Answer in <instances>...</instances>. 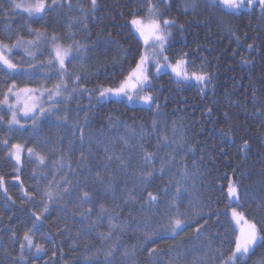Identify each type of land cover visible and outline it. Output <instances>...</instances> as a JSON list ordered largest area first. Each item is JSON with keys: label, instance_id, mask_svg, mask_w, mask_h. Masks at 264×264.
<instances>
[{"label": "trees", "instance_id": "1", "mask_svg": "<svg viewBox=\"0 0 264 264\" xmlns=\"http://www.w3.org/2000/svg\"><path fill=\"white\" fill-rule=\"evenodd\" d=\"M151 2L161 21L177 25L164 52L167 63L185 59L189 74L206 72L210 80L206 87L195 79L178 83L170 67L155 75L153 66L154 100L144 106L97 96L118 87L135 67L145 46L129 21L133 14L146 15L149 0H97L95 10L91 0H57V7L40 17L0 0V42L11 47L21 37L33 40L39 29L48 38L42 41L43 55L53 60V34L65 48L76 42L84 46L79 53L73 47V58L65 63L68 96L52 104L59 111L40 120L38 135L32 133V120L22 123L21 117L25 127L10 130L11 113L0 105V264H103L113 246L111 264H220L234 247L230 207L264 227V14L259 4L228 13L206 7L205 0H194L195 10L185 9L186 0ZM12 58L30 63L19 51H11ZM59 81L54 71L13 75L0 66V99L13 83L43 90ZM244 141L248 147L242 151ZM17 143L24 152L32 148L45 156V163L26 152L16 172L7 154ZM144 153L154 155L147 166ZM149 171L151 176L142 175ZM230 180L239 186V203L227 197ZM149 192L159 197L152 206L145 204ZM41 213L35 230L33 220ZM177 213L186 214L180 216L186 226L173 234L166 225ZM110 217L116 225L111 229ZM109 231L110 237L102 235ZM25 232L43 252L29 249ZM146 233L152 234L146 239ZM134 246V254L125 257ZM149 249L157 254L150 256ZM261 253L264 246L248 264Z\"/></svg>", "mask_w": 264, "mask_h": 264}, {"label": "snow or ice", "instance_id": "2", "mask_svg": "<svg viewBox=\"0 0 264 264\" xmlns=\"http://www.w3.org/2000/svg\"><path fill=\"white\" fill-rule=\"evenodd\" d=\"M159 3L166 4L168 0H158ZM259 4L260 11L264 14V0H205V6L211 8H219L221 11H227L228 13H233L239 11L240 9L247 8L251 10L255 7L256 4ZM92 9L95 10L97 7V0H91ZM10 6L12 9H22L29 17H40L44 12L51 10L52 8L57 7V0H52L51 4H48L46 0H35L32 2H23V0H10ZM185 9L192 8L195 10L197 4L194 2L188 3L187 0L184 3ZM161 12L157 5L153 4L151 0L147 5V13L145 16H139L133 14L132 19L129 21L132 29H134L135 33L138 34L139 39L143 41L144 50L140 52L139 59L136 61L135 67L129 72L128 76L124 78L116 88H104L99 92L97 97L98 100L105 99L111 96H127L129 101L138 99L142 101L144 104H151L154 100L153 94L149 91L144 95H140V93L144 92L145 89H151L152 87V67H155V75L160 74L165 68L170 67L172 73L175 74L178 83H183L185 81L195 79L197 84L202 86H207L210 75L206 72L197 73L192 72L189 74L187 71V61L185 59H177L175 64H168V57L164 55L166 50L167 43L172 36L171 29L177 27L176 23L172 19H164L160 20ZM180 30H183V25H179ZM6 30L8 26H6ZM235 35V33H233ZM59 37L55 34L52 35L51 41L53 44V52H54V60H49L48 65L51 67L55 64H58L59 67L57 69V73L60 76V81L55 85L53 89H33V88H17L16 84L13 83L7 87V90L3 93V98L0 99V105L6 106L7 109L11 113L10 119H8L7 123L9 129L11 130L14 126H19V128H24L25 126L20 123V117L23 116L25 118H29L32 120V133L34 135L39 134V124L40 120L48 115H51L55 112H58L59 109L54 107L51 104V101L54 98L61 97L65 91H67V81L66 74L67 68L65 67V63L67 60L73 58L72 57V49L73 47L76 49L77 53H79L83 49V45H80L78 42L74 43V45L69 48L63 47L61 44L57 43ZM237 40L240 38L237 36ZM48 38L45 36L43 32L39 29L35 30V39L25 41L22 37L18 38L15 43L10 47L8 44L0 42V66H2L3 70L7 71L13 75H28L32 76L35 74V68L37 65H29L28 69H21L18 67L16 63H13L11 59H9V55L13 48L24 47L25 51L29 56H33L34 53L31 51L32 48H36L39 44L43 42H47ZM251 49L253 46L251 44L248 45ZM186 55V54H185ZM31 69V71H29ZM81 79L80 76L75 77V81L78 83ZM78 90L87 91V89H79L74 88L72 92H76ZM203 91V88H201ZM39 92V95L36 93ZM134 93V94H130ZM44 95L48 96L49 106L45 108L43 106L42 98ZM71 95V93H70ZM10 97H14V102H10ZM23 104V107H21ZM159 107V105H157ZM211 111V109H209ZM257 111H260L259 109ZM3 119V117H0ZM67 119V117H57V120ZM155 125V122H154ZM163 140H166L167 137H162ZM2 143L7 146L9 141L4 139ZM25 146L22 144H12L11 148L8 151V156L15 160L19 165L21 162V154L22 150ZM248 147V141H244L241 147V150H245ZM28 155L35 156L37 161L43 165L45 163V156L41 155L38 152H35L34 149L28 148ZM146 166L151 164L154 159V155L152 153H144L143 157ZM163 171V168H161ZM144 177H148L152 175V171L142 174ZM18 179V177H16ZM4 181L3 178L0 177V187H3ZM52 184V181H49V185ZM68 189L65 188V192ZM180 189L177 188V192L173 197V200L179 197ZM26 195H29L26 193ZM47 195L49 199H52L53 193L51 188L47 191ZM89 193L84 192L83 198H88ZM227 197L230 202L239 203L240 195H239V186L233 181H229L227 187ZM159 202V197L153 195L151 192L148 193L147 199L145 200V204L148 206H152ZM47 211V205L43 210ZM90 211V210H89ZM106 211L103 206H101V213ZM181 215L177 213L175 217H169L168 223L166 225L167 229H169L173 234H178L183 228L186 226L185 221L180 218ZM41 214H36L35 219L33 220V229L39 230V226L42 223ZM232 218L236 221L237 225H242L239 228V232L235 235L234 239V247L227 257L220 261V264H248V259L255 253L256 248L264 246V227L258 226L257 222H252L245 219L244 214L237 211L236 208L232 209ZM109 227H116L115 224L112 223L111 217L109 220ZM31 231V230H30ZM155 230H153L154 232ZM201 228L198 226L195 230L196 234L199 235ZM152 233H146V239ZM103 236L110 237L111 231L108 233L102 234ZM24 240L27 242L29 249L35 247V252L40 253L43 252V246L39 243H35L32 236L29 232L24 233ZM24 244H21V248L23 249ZM115 246L108 249L105 252V259L103 264H111V257L114 255ZM135 246L133 247V251L129 252L127 249L123 253L125 257L134 254ZM149 255L154 256L157 254L156 249H149ZM211 251V250H209ZM55 255V253L53 254ZM222 255V253H221ZM21 259H24L21 256ZM253 264H264V253H261V256L258 260L254 261Z\"/></svg>", "mask_w": 264, "mask_h": 264}, {"label": "rangeland", "instance_id": "3", "mask_svg": "<svg viewBox=\"0 0 264 264\" xmlns=\"http://www.w3.org/2000/svg\"><path fill=\"white\" fill-rule=\"evenodd\" d=\"M23 2H25V3H27V2H30V1H28V0H23ZM20 10H22V9H20ZM23 11V10H22ZM67 48H69V47H67ZM49 49H50V53H51V45L49 46ZM13 50L14 51H19L20 52V54H21V56H22V59L23 60H25L26 62H28V61H30V63H23V62H21L19 59H18V61H16V60H14L13 58L11 59L12 60V62L13 63H16L17 65H18V67H20L21 69H28L29 68V65H37V67L35 68V72H42V73H49V72H52V71H54V72H57V69H58V67H59V65L58 64H55V65H53V66H49L48 65V61L49 60H53L52 59V56L51 57H47V58H45V56L43 55L44 54V51H45V44L43 43V42H41L40 44H39V46L38 47H36V48H32L31 49V51L34 53V55L33 56H29L28 54H27V52L25 51V48L24 47H20V48H13ZM12 50V51H13ZM7 55H9L8 53H6ZM52 54V53H51ZM72 55H74V50H72ZM43 58V59H42ZM51 58V59H50ZM55 58V57H54ZM29 71H31V69H29ZM68 77H69V73L67 72V74H66V81H67V83H68ZM116 88V87H115ZM150 90L149 89H145L144 90V92H142V93H140V95H144V94H146V93H148ZM151 92V91H150ZM130 94H134V93H131L130 92ZM99 95V94H98ZM67 96H68V90L67 91H65L64 93H63V95L61 96V97H57V98H54L52 101H51V104H54V103H56V102H58V101H61L62 99H64L65 97L67 98ZM98 97V96H97ZM109 97H114V98H123V99H125L128 103H132V104H139V105H144V106H150V105H152L153 104V102L149 105V104H144L142 101H139L138 99H135V100H132V101H129L128 100V98H127V96H120V97H116V96H109ZM108 98V97H107ZM14 101L15 100V98L13 97H11V101ZM42 102H43V106L45 107L46 106V104H48V106H49V101H48V96L47 95H44L43 96V98H42ZM21 107H23V104H21ZM21 120H22V123H25V121H27V120H31V119H29V118H25V117H23V116H21ZM22 125H24V124H22ZM11 148V146L9 147V149ZM27 153H28V151H26ZM26 152H24V149L22 150V154H21V157H22V155H23V153H26ZM13 160V159H12ZM14 161V163H15V166H16V172H18V170H19V167L21 166V162H20V164L18 165L17 163H16V161L15 160H13ZM233 208H235V207H230L229 208V210H228V212H229V216H230V219H231V221H232V224L234 225V228H235V230H236V234L239 232V228L242 226V225H237L236 224V221L232 218V209ZM237 211H239L238 209H237ZM239 212H241V211H239ZM242 213V212H241ZM243 214V213H242ZM245 217V216H244ZM245 219H247L246 217H245ZM248 220V219H247ZM250 221V220H249Z\"/></svg>", "mask_w": 264, "mask_h": 264}, {"label": "bare ground", "instance_id": "4", "mask_svg": "<svg viewBox=\"0 0 264 264\" xmlns=\"http://www.w3.org/2000/svg\"><path fill=\"white\" fill-rule=\"evenodd\" d=\"M183 261V260H182Z\"/></svg>", "mask_w": 264, "mask_h": 264}]
</instances>
